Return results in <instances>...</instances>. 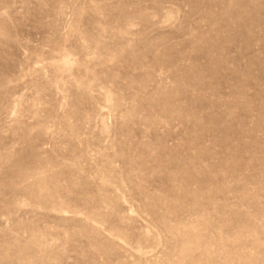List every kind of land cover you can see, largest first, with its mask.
<instances>
[{
  "label": "rangeland",
  "instance_id": "374dc122",
  "mask_svg": "<svg viewBox=\"0 0 264 264\" xmlns=\"http://www.w3.org/2000/svg\"><path fill=\"white\" fill-rule=\"evenodd\" d=\"M0 264H264V0H0Z\"/></svg>",
  "mask_w": 264,
  "mask_h": 264
}]
</instances>
